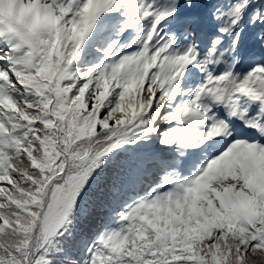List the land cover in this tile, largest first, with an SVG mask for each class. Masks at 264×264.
<instances>
[{"label": "snow or ice", "instance_id": "obj_1", "mask_svg": "<svg viewBox=\"0 0 264 264\" xmlns=\"http://www.w3.org/2000/svg\"><path fill=\"white\" fill-rule=\"evenodd\" d=\"M0 264H264V0H0Z\"/></svg>", "mask_w": 264, "mask_h": 264}, {"label": "trees", "instance_id": "obj_2", "mask_svg": "<svg viewBox=\"0 0 264 264\" xmlns=\"http://www.w3.org/2000/svg\"><path fill=\"white\" fill-rule=\"evenodd\" d=\"M91 195L95 197L96 193L93 192ZM95 224H96L95 220L89 219L83 221V223L80 224V227L83 228L85 231H90L93 227H95Z\"/></svg>", "mask_w": 264, "mask_h": 264}]
</instances>
